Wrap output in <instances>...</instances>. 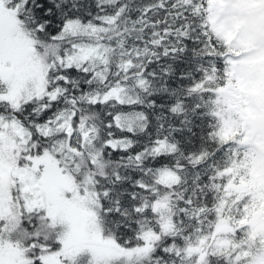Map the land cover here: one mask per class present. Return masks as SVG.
<instances>
[{"label": "snow or ice", "instance_id": "1", "mask_svg": "<svg viewBox=\"0 0 264 264\" xmlns=\"http://www.w3.org/2000/svg\"><path fill=\"white\" fill-rule=\"evenodd\" d=\"M0 264H264V0H0Z\"/></svg>", "mask_w": 264, "mask_h": 264}]
</instances>
